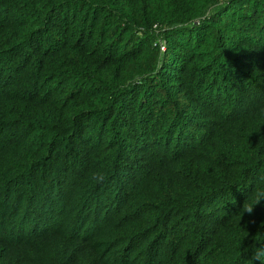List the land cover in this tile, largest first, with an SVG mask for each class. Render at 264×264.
Returning a JSON list of instances; mask_svg holds the SVG:
<instances>
[{
  "label": "trees",
  "instance_id": "trees-1",
  "mask_svg": "<svg viewBox=\"0 0 264 264\" xmlns=\"http://www.w3.org/2000/svg\"><path fill=\"white\" fill-rule=\"evenodd\" d=\"M261 188L264 0H0V264H250Z\"/></svg>",
  "mask_w": 264,
  "mask_h": 264
},
{
  "label": "clouds",
  "instance_id": "clouds-1",
  "mask_svg": "<svg viewBox=\"0 0 264 264\" xmlns=\"http://www.w3.org/2000/svg\"><path fill=\"white\" fill-rule=\"evenodd\" d=\"M261 202H264V188L254 189L248 194L247 199L243 203V212L251 215L254 208ZM250 264H264V246H257L255 248V251L252 253Z\"/></svg>",
  "mask_w": 264,
  "mask_h": 264
},
{
  "label": "built area",
  "instance_id": "built-area-1",
  "mask_svg": "<svg viewBox=\"0 0 264 264\" xmlns=\"http://www.w3.org/2000/svg\"><path fill=\"white\" fill-rule=\"evenodd\" d=\"M160 48H161V50H164V47H163L162 43L160 44Z\"/></svg>",
  "mask_w": 264,
  "mask_h": 264
}]
</instances>
